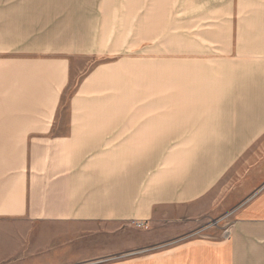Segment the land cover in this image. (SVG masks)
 Returning a JSON list of instances; mask_svg holds the SVG:
<instances>
[{"label": "crops", "instance_id": "obj_1", "mask_svg": "<svg viewBox=\"0 0 264 264\" xmlns=\"http://www.w3.org/2000/svg\"><path fill=\"white\" fill-rule=\"evenodd\" d=\"M164 19V0H148L144 34ZM196 34L203 46L215 41L212 29ZM237 35L250 36L235 44L237 59L222 39L228 58L197 60L201 70L172 107H77L97 118L68 124L49 122L66 59L0 58V264H81L91 255L69 254L70 245H85L90 226L117 238L133 221L148 229L125 249H150L99 264H264V157L220 214L232 212L219 236L177 239L180 231L166 230L176 218L164 215L189 206L186 220L203 218L205 197L264 142V25Z\"/></svg>", "mask_w": 264, "mask_h": 264}, {"label": "rangeland", "instance_id": "obj_2", "mask_svg": "<svg viewBox=\"0 0 264 264\" xmlns=\"http://www.w3.org/2000/svg\"><path fill=\"white\" fill-rule=\"evenodd\" d=\"M147 2L0 0V23L5 28V36L0 34V58L66 59L67 82L49 122L68 124L97 118L83 115L87 112L77 107H172L174 92L184 91L189 86L185 79L201 70L197 60L228 58L225 47L218 49L222 39L234 43L231 59H237L235 44L239 39L245 44L250 37L237 33L264 25V0H164L165 19L155 28L151 26L153 34L145 35L142 9ZM211 29L214 42L203 46L196 41V37L201 38L197 32ZM226 29L234 34L216 35L218 30ZM190 40H194L192 48ZM246 48L238 50L248 54ZM180 79L182 84L176 85L174 82ZM263 157L264 142L249 150L205 197L200 204L204 217L198 221L186 220L190 219L185 213L189 206L167 207L164 215L176 221L169 222L173 224L167 225L166 230L180 231L177 239L219 236L215 232L217 226L228 224L232 212L220 214L228 203L241 198L239 192L247 184L245 172L253 161L258 163ZM135 222L119 230L117 238L106 235L111 229L106 225L90 226L86 244L80 245L78 251L71 244L69 254L91 255L81 264H99L140 254L148 248L125 249L127 241L141 239L148 229L147 223L137 226ZM94 231H100L101 237L94 240L95 234H91ZM96 253L101 255L93 257Z\"/></svg>", "mask_w": 264, "mask_h": 264}, {"label": "built area", "instance_id": "obj_3", "mask_svg": "<svg viewBox=\"0 0 264 264\" xmlns=\"http://www.w3.org/2000/svg\"><path fill=\"white\" fill-rule=\"evenodd\" d=\"M135 223L137 226H143L144 225V222H142V221H136Z\"/></svg>", "mask_w": 264, "mask_h": 264}]
</instances>
